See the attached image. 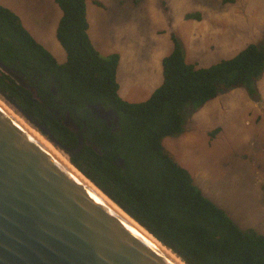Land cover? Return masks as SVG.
<instances>
[{
    "label": "trees",
    "instance_id": "trees-1",
    "mask_svg": "<svg viewBox=\"0 0 264 264\" xmlns=\"http://www.w3.org/2000/svg\"><path fill=\"white\" fill-rule=\"evenodd\" d=\"M55 2L62 11L56 38L66 53L63 63L0 4V90L5 97L68 148L77 146L84 129L82 148L69 156L71 164L186 264H264V234L241 229L163 145L164 137L182 131L185 109L195 112L236 87L258 97L264 39L231 58L197 67L185 61L183 43L172 34L173 48L161 61L162 83L145 100L129 102L118 94L119 54L99 53L89 38L86 0ZM200 17L199 12L185 14L186 19ZM96 104L116 111L115 128L88 118V107ZM67 116L78 131L64 123Z\"/></svg>",
    "mask_w": 264,
    "mask_h": 264
},
{
    "label": "rangeland",
    "instance_id": "rangeland-1",
    "mask_svg": "<svg viewBox=\"0 0 264 264\" xmlns=\"http://www.w3.org/2000/svg\"><path fill=\"white\" fill-rule=\"evenodd\" d=\"M130 2L132 6H123L114 18L110 9L104 23L111 31L115 22H119L121 30H124L123 25L128 26L127 32L119 34L130 40L119 66L120 79L129 84L139 83L158 67L162 68L160 57L171 50L168 48V43H172L169 35L174 34L183 42L185 61L197 67L232 57L246 45H260L264 39L263 32L260 41L253 40L255 27L259 31L264 29V0ZM30 9L28 15L31 17ZM34 10L36 13L44 11L41 0H34ZM198 11L202 14L200 20L184 19L185 13ZM256 12L257 22L254 18ZM231 51L232 54L227 56ZM263 75L264 71L259 79ZM255 86L258 89L256 83ZM259 87L264 93V82ZM148 90L135 98L124 99L142 101L149 97ZM243 91L247 94L245 87L221 92L218 97L224 101V106L213 120H196L192 117L193 112L185 109L182 131L166 136L163 144L169 154L181 161L179 163L193 175L196 184L203 187L204 194L241 229L251 228L264 234V139L261 141L256 133V130L264 129V114L247 111ZM0 96L27 120L1 93ZM28 123L37 130L31 122ZM65 123L69 121L66 119ZM216 124L220 128H214L212 135L208 134ZM37 132L42 134L39 130ZM59 151L69 160L63 150L59 148Z\"/></svg>",
    "mask_w": 264,
    "mask_h": 264
},
{
    "label": "water",
    "instance_id": "water-1",
    "mask_svg": "<svg viewBox=\"0 0 264 264\" xmlns=\"http://www.w3.org/2000/svg\"><path fill=\"white\" fill-rule=\"evenodd\" d=\"M8 100L68 157L82 148L84 129L68 148ZM0 264L181 263L0 103Z\"/></svg>",
    "mask_w": 264,
    "mask_h": 264
},
{
    "label": "crops",
    "instance_id": "crops-1",
    "mask_svg": "<svg viewBox=\"0 0 264 264\" xmlns=\"http://www.w3.org/2000/svg\"><path fill=\"white\" fill-rule=\"evenodd\" d=\"M41 2L44 4V11H42L41 13H36L34 10V0H0V4L8 7L10 10H12L20 17L24 27L30 32V34L35 38V40L39 42L41 45H43L55 57L57 62L63 63L66 60V53L56 38V28L59 19L61 17L62 11L58 6V4L55 2V0H41ZM123 6H125L126 8L132 6L130 0H110L108 1V3L106 2V0H86V18L88 22L89 38L93 46L99 53L103 55H107L113 52L119 53L121 59L118 63V66L123 59L122 54H124L125 47L130 44V40L128 37L123 39V37H121L119 34L123 33L124 31L127 32L128 26L123 25L124 30H121V26H119V22H115L114 23L115 25L111 31L104 23L106 19H108L110 9H112V17L114 18L116 16V12L121 10ZM29 9L32 13L31 17L28 15ZM198 12L200 13V15H202L200 11ZM185 14H184V19H186ZM254 18H255V22H257V20L259 19L258 12L255 13ZM200 19H195V20H200ZM262 20H264V15ZM100 24H102L101 28H100ZM263 32H264L263 28L259 31L258 28L255 27V30H253V33H255L253 40L257 42L260 41ZM169 37L171 39L170 35ZM168 48L172 50L173 42L171 44L168 43ZM171 50L169 51V53L171 52ZM232 52L233 51L228 53L227 56H230ZM164 56L166 55L160 57L161 61ZM215 63L217 62H214L212 64ZM212 64H208L207 66ZM207 66H200V67H207ZM117 69H118L117 81L119 84L118 94L122 99L124 98L131 99L140 96L141 94L144 93L146 89L147 90L149 89L148 94H151L162 83L163 80L162 68L160 67L157 68V71L154 70L147 78H144L143 81L139 83L131 82L130 84L125 82L122 78L120 79V66L119 68L117 67ZM121 71H123L122 68ZM263 82H264V75L261 79L256 81L258 87L257 98H251L248 95V93L245 94L244 91L242 92V96L244 97L247 106V111L249 113L254 112L262 115L264 114V104L262 105L259 104V103H264V93L261 92L259 87V84ZM223 102L224 101L220 100L219 97L217 96L207 101L200 109L193 112L192 117H194V119L196 120H208V119L213 120L214 117L219 116L222 107L224 106ZM255 107H257V109ZM214 128H220V125L212 127L211 130L208 132V134H211V131ZM220 131L221 129L215 135L217 136L220 133ZM256 133H258L259 138L262 141V139H264L263 127L260 130H256ZM189 138L191 139V137ZM175 160L178 163L181 162L178 159ZM179 164L185 167L183 164L181 163ZM194 182L196 183V180ZM198 187H200L203 193L205 192L202 186H198Z\"/></svg>",
    "mask_w": 264,
    "mask_h": 264
},
{
    "label": "bare ground",
    "instance_id": "bare-ground-1",
    "mask_svg": "<svg viewBox=\"0 0 264 264\" xmlns=\"http://www.w3.org/2000/svg\"><path fill=\"white\" fill-rule=\"evenodd\" d=\"M0 103L8 109L18 120H20L31 132H33L43 143H45L56 155H58L65 163H67L75 172H77L84 180H86L94 189H96L102 196H104L107 200H109L112 204H114L118 209H120L126 216H128L138 227H140L149 237H151L159 246H161L166 252H168L172 257H174L181 264H186L181 258H179L175 253H173L169 248L163 245L159 240H157L151 233H149L143 226H141L134 218H132L127 212L123 210L120 206H118L111 198H109L102 190H100L90 179L84 176L79 170H77L69 160L66 159L59 151L57 146H54L53 143L43 134H40L35 130L31 124L28 123L19 113H17L13 107L8 104L6 100H4L0 96Z\"/></svg>",
    "mask_w": 264,
    "mask_h": 264
},
{
    "label": "flooded vegetation",
    "instance_id": "flooded-vegetation-1",
    "mask_svg": "<svg viewBox=\"0 0 264 264\" xmlns=\"http://www.w3.org/2000/svg\"><path fill=\"white\" fill-rule=\"evenodd\" d=\"M88 118L91 119L92 123L96 124H102L105 123L109 127L115 128L118 123V114L113 109L104 106L103 104H96L91 105L88 107ZM61 118V115H60ZM68 120L69 123L67 124L72 130L78 131V125L76 122L71 120L69 116L65 118V120ZM64 120V123H65ZM84 126L86 124L85 121H83ZM66 124V123H65Z\"/></svg>",
    "mask_w": 264,
    "mask_h": 264
}]
</instances>
